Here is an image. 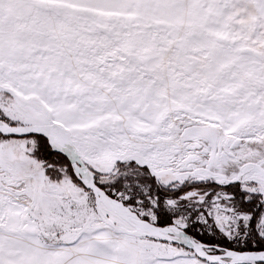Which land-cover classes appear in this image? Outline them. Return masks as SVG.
I'll return each mask as SVG.
<instances>
[{
  "label": "snow or ice",
  "instance_id": "1",
  "mask_svg": "<svg viewBox=\"0 0 264 264\" xmlns=\"http://www.w3.org/2000/svg\"><path fill=\"white\" fill-rule=\"evenodd\" d=\"M0 264H264V0H0Z\"/></svg>",
  "mask_w": 264,
  "mask_h": 264
}]
</instances>
